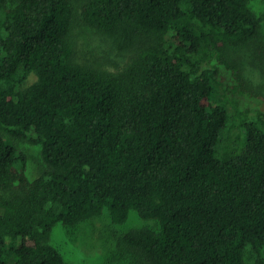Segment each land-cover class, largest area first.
I'll list each match as a JSON object with an SVG mask.
<instances>
[{"label":"trees","instance_id":"trees-1","mask_svg":"<svg viewBox=\"0 0 264 264\" xmlns=\"http://www.w3.org/2000/svg\"><path fill=\"white\" fill-rule=\"evenodd\" d=\"M250 1L0 0V264H66L54 226L104 210L155 222L117 236L132 264H249L247 247L264 264V130L214 156L228 115L210 100L217 67L253 95ZM76 26L125 60L77 62ZM6 132L39 146L33 178Z\"/></svg>","mask_w":264,"mask_h":264},{"label":"rangeland","instance_id":"rangeland-1","mask_svg":"<svg viewBox=\"0 0 264 264\" xmlns=\"http://www.w3.org/2000/svg\"><path fill=\"white\" fill-rule=\"evenodd\" d=\"M76 1L80 3L84 0ZM250 6L263 17L262 38L241 52L239 62L246 83L253 89V95L250 96L245 90H241L232 81L230 73L221 67L216 68L210 100L213 104L225 105L228 115L227 122L219 130L214 144L213 153L217 157L239 150L243 142L245 124L254 122L264 130V0H251ZM73 32V53L77 62L99 64L113 69L121 64L128 54L125 51H116L107 39L83 26H76ZM4 134L11 138L17 148L28 154L27 175L33 178L40 162L39 146L11 133ZM144 225L155 227V222L142 219L136 212L130 211L126 223L115 224L104 210L100 216L75 226L56 224L50 242L60 249L66 264H132L131 253L125 247L117 245V236L130 227ZM245 260L253 264L254 253L250 247L245 250Z\"/></svg>","mask_w":264,"mask_h":264}]
</instances>
